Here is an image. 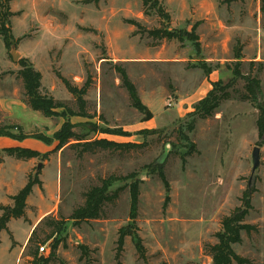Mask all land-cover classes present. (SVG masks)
Returning a JSON list of instances; mask_svg holds the SVG:
<instances>
[{
  "label": "rangeland",
  "instance_id": "obj_1",
  "mask_svg": "<svg viewBox=\"0 0 264 264\" xmlns=\"http://www.w3.org/2000/svg\"><path fill=\"white\" fill-rule=\"evenodd\" d=\"M159 1L177 40L148 36L145 31L160 28L162 19L154 12L145 16L140 0H0L3 12L11 13L16 42L6 48L0 36V127L28 137H0V206H13L12 197L29 179L42 182L28 199L27 216L11 219L1 232L0 264H213L205 247L217 242L223 218L242 205L247 190L253 208L246 222L258 232L243 234L234 250L249 264H264V140L256 127L259 111L241 100L245 82L239 80L231 98L188 131L194 106L214 83L232 81L234 63L260 79L264 96L261 0H183L184 12L180 0ZM21 60L41 72L43 94L76 115L85 104L87 117L68 116L83 144L73 140L57 148L54 135L66 119L31 109L17 77ZM117 67L135 84L144 113L132 107ZM59 75L74 89L89 83L86 94L73 95ZM99 140L137 148L86 151L84 143ZM256 147L260 166L252 174ZM8 149L41 156L19 160ZM103 183L111 184L110 193L122 188L118 199L106 203L98 220L75 218L87 193ZM133 183L140 191L135 221ZM121 231L129 234L119 254Z\"/></svg>",
  "mask_w": 264,
  "mask_h": 264
},
{
  "label": "trees",
  "instance_id": "obj_2",
  "mask_svg": "<svg viewBox=\"0 0 264 264\" xmlns=\"http://www.w3.org/2000/svg\"><path fill=\"white\" fill-rule=\"evenodd\" d=\"M96 1V0H95ZM143 6V13L145 16H149L153 12L156 13L162 19V25L160 28L145 31L148 36L156 41H172L177 40L179 33L175 30H171V18L167 13L163 4L159 0H140ZM262 7L261 12L264 13V0H261ZM3 3H1L0 8V36L3 38V42L6 48H9L12 44L16 42L11 35V30L8 27L9 24V9L6 8V12H3ZM134 26H136L140 31H144L142 26L135 22L130 21ZM193 37L196 42H198L197 35L193 34ZM241 57V51H237L236 59ZM21 69L17 73V77L21 79L25 95L27 98L28 105L33 111L41 113L47 118L52 117H63L66 121L63 123L59 131L54 135V140L58 143L57 148H62L69 144L71 141H77V145L83 144L81 141L85 140L84 137L78 135L74 132L75 126L70 122V117L81 116L87 117V114L84 113L85 104L82 102L80 104L82 113L76 115L72 111L68 110L65 105L56 101L52 96L42 93V80L43 76L41 72L37 71L28 60H21ZM253 63L250 64L252 66ZM243 63L237 62L234 63L232 69L233 79L230 83L223 85L221 81L214 83L213 89L210 90L205 98L199 101L194 106V111L189 115L192 118V121L188 124V131L192 132L195 128V124L198 120H206L212 117L217 109L221 106L222 102L229 100L231 98V90L236 86L239 80L245 82L244 92L241 94L242 101H249L253 103L256 109L259 111L256 127L258 130V136L260 139L264 140V96L261 86V81L257 76L252 75L250 72H243L242 70ZM118 73L121 78L122 86L126 89L129 94L132 107L142 113L146 111V107L142 104L139 97L137 88L135 84L129 78L127 71L124 68L117 67ZM66 88L73 94L82 98L87 92V86L89 83H86L83 89L78 90L71 87L68 81L60 77ZM79 94V95H77ZM61 110V112H59ZM12 127H0V137L11 138L14 140H24L28 137L17 136L11 132ZM20 130V129H19ZM141 134L152 135L155 134L153 131H144ZM37 138L40 141L50 143V139L45 137H33ZM86 151H94L96 149H126V148H137L135 145L130 144H119L107 140H99L89 143H84ZM10 156H14L19 160H30L40 157V153L37 151L26 150V149H8L5 150ZM47 158V155H45ZM162 181L165 183V177L163 174L160 175ZM36 186L42 187V182L36 177L34 180L29 179L27 184L23 189H21L15 196L12 197L13 206L4 207L0 206V210L3 211V215L0 218V234L3 231H6L8 223L11 219H21L25 218L27 215L28 208V199L33 194L34 188ZM111 184L103 183V186L100 188L91 189L86 195V201L80 212L74 213L75 218H84L85 220H98L100 219L101 213L103 211L106 203L115 202L122 188L110 193L109 189ZM130 197H131V206H130V218L135 221L138 217V208H139V198L140 191L139 186L136 183L130 185ZM251 204V192L247 190L244 193L242 198V205L236 208L230 215L223 218L221 223V230L215 234L217 242L213 245H206L205 251L212 258L213 264H249V261L241 256H239L235 250V245H240L243 242V234L250 235L253 232H258V228L254 225H250L246 222L250 210H252ZM63 225V224H62ZM61 225V227H62ZM60 226L56 228L59 230ZM120 233L118 239V253L120 254L123 251L125 236L129 233ZM35 234V231L34 233ZM135 241V247L138 252V255L144 259L146 250L143 246L142 239L139 236L133 237ZM45 264H48L46 262Z\"/></svg>",
  "mask_w": 264,
  "mask_h": 264
},
{
  "label": "water",
  "instance_id": "obj_3",
  "mask_svg": "<svg viewBox=\"0 0 264 264\" xmlns=\"http://www.w3.org/2000/svg\"><path fill=\"white\" fill-rule=\"evenodd\" d=\"M18 55H14V60H17ZM252 159H253V170L252 174H255L256 171L259 169L260 166V148L256 147L254 148L253 154H252Z\"/></svg>",
  "mask_w": 264,
  "mask_h": 264
},
{
  "label": "crops",
  "instance_id": "obj_4",
  "mask_svg": "<svg viewBox=\"0 0 264 264\" xmlns=\"http://www.w3.org/2000/svg\"><path fill=\"white\" fill-rule=\"evenodd\" d=\"M184 6H185V4L183 3V0H180L178 3L179 11L184 12L185 11ZM34 190H35V188H34Z\"/></svg>",
  "mask_w": 264,
  "mask_h": 264
},
{
  "label": "built area",
  "instance_id": "obj_5",
  "mask_svg": "<svg viewBox=\"0 0 264 264\" xmlns=\"http://www.w3.org/2000/svg\"><path fill=\"white\" fill-rule=\"evenodd\" d=\"M40 252L44 253L45 252V247L41 246L40 247Z\"/></svg>",
  "mask_w": 264,
  "mask_h": 264
}]
</instances>
